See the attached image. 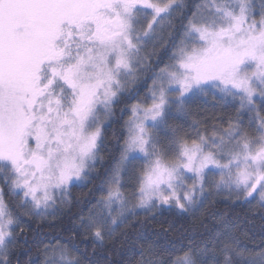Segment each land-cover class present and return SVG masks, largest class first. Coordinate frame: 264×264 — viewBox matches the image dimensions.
I'll list each match as a JSON object with an SVG mask.
<instances>
[{"label":"snow or ice","instance_id":"obj_1","mask_svg":"<svg viewBox=\"0 0 264 264\" xmlns=\"http://www.w3.org/2000/svg\"><path fill=\"white\" fill-rule=\"evenodd\" d=\"M217 198L264 221V0H0V264L58 212L43 264H264Z\"/></svg>","mask_w":264,"mask_h":264},{"label":"trees","instance_id":"obj_2","mask_svg":"<svg viewBox=\"0 0 264 264\" xmlns=\"http://www.w3.org/2000/svg\"><path fill=\"white\" fill-rule=\"evenodd\" d=\"M143 92V87L140 89ZM124 105H120L119 107H123ZM192 111L194 113H200L201 116H211L214 114H220L223 112H231L233 111L231 108L224 109L220 102L217 101H200L195 105H192ZM117 118L120 117L119 110L117 109ZM201 116H194L193 118H201ZM127 118V114L125 113L124 119ZM179 121H177L178 123ZM122 123V120L120 121ZM120 123L114 122L110 127H108L105 131V140L106 143L112 140V130L120 127ZM109 148H112V144H108ZM105 156V160H108L110 153L105 150L102 153ZM112 154H118L113 152ZM97 168L103 171L100 168V165H97ZM95 183H99V181H95ZM92 187L89 184L87 187H75L71 189V198L73 202L76 198H84L85 194L88 193L89 188ZM99 195V193H96ZM220 202L215 204V211L218 213L215 219L209 217L205 220V224L209 227H212L220 218L227 220L229 225L234 229V235L237 238L242 240L248 247L264 246L262 245V226H264V221L261 220L260 215L257 214L258 210H253L249 205H241L239 203L231 204L223 202L222 198H217ZM205 206H208V203H205ZM75 210V209H74ZM201 214V213H200ZM199 214V216H200ZM148 214L140 213L138 214L139 219L143 220ZM165 215H168L167 213ZM198 217V216H197ZM70 217L67 214L57 213L56 218L53 219L51 216L47 218L43 223L37 224L36 221H32L29 223L30 230H36L39 235L33 237L31 234L29 235V246L22 248L20 250V258L22 261H30L31 264H39L43 258L44 253L42 251L43 246L49 243L53 238H61L67 236L66 229L71 227ZM168 219H173V217L168 216ZM192 222V218L184 217L179 220L180 224H183L185 227H188ZM161 224H164L167 227V224L164 222L162 217H157L156 220L151 221L147 225V229L151 232H156L160 229ZM139 227V225H136ZM171 238H175L176 234H170ZM35 241V242H34ZM186 243V241H185ZM244 244V245H245ZM84 245H81L83 248ZM126 247H130L126 246ZM179 247V245H177ZM92 246L91 243H88V250L91 252ZM145 252L144 254H146ZM141 249L137 247L134 251H129L126 253L125 259L128 264H136V261L140 259ZM162 256H166L167 253H161Z\"/></svg>","mask_w":264,"mask_h":264},{"label":"rangeland","instance_id":"obj_3","mask_svg":"<svg viewBox=\"0 0 264 264\" xmlns=\"http://www.w3.org/2000/svg\"><path fill=\"white\" fill-rule=\"evenodd\" d=\"M257 3L259 4V0H257ZM210 100H213L211 96L207 97L205 100H202V101H210ZM225 195H226V194H225ZM233 199H234V198H233ZM206 202H207V201H205V203H206ZM249 206H250L251 209L254 210L255 201H253L252 205H249ZM140 213H145V212H143V211H141V210H137V214H140ZM199 214H200V212L198 211V212L196 213V216H199ZM235 236H236V235H235ZM237 239L241 242L242 245L245 244V243L242 242V240H240L239 238H237ZM245 245H246V244H245ZM249 248H251V247H249ZM256 250H258V248H257ZM144 255L147 257L148 254L146 253V254H144ZM43 259H44V258H43ZM39 264H43V260H42Z\"/></svg>","mask_w":264,"mask_h":264}]
</instances>
